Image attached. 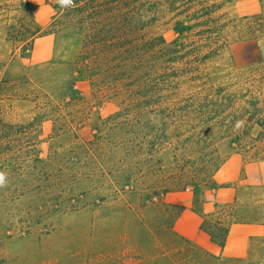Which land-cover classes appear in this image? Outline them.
<instances>
[{"label":"rangeland","instance_id":"374dc122","mask_svg":"<svg viewBox=\"0 0 264 264\" xmlns=\"http://www.w3.org/2000/svg\"><path fill=\"white\" fill-rule=\"evenodd\" d=\"M148 3L146 35H160L167 43L180 40L184 50L173 66L180 72L186 67L199 71L194 80L182 78L178 91L164 92V107L184 100L185 94L212 88L238 93L242 101L236 109L257 103L264 110V0ZM60 7L57 0H0V264H138L158 255L168 259L163 264H201L203 250L170 231L180 211L171 202L183 192L176 184L180 166L174 150L153 158L146 151L136 154L129 133L123 134V146L114 147L119 136L93 145L89 125L77 139L71 134L56 138L53 124L45 122L42 143L36 146L34 126L22 134L20 126L36 113V93L55 102L71 96L75 103L62 108L91 113L87 123L97 114L106 118L119 111L115 101L94 98L88 82L72 86L71 69L81 41L72 31L54 33ZM46 37L51 56L34 62V42ZM168 112L145 120L151 142L158 127L172 137L199 130ZM242 130L219 127L213 133ZM247 131L255 136L263 130L254 126ZM232 146L229 139L217 144L219 153L228 155L215 175L218 186L188 194L199 202L205 191L230 187L241 222L237 224L259 231L250 242L249 260L264 264V159L245 161Z\"/></svg>","mask_w":264,"mask_h":264},{"label":"trees","instance_id":"16d2710c","mask_svg":"<svg viewBox=\"0 0 264 264\" xmlns=\"http://www.w3.org/2000/svg\"><path fill=\"white\" fill-rule=\"evenodd\" d=\"M56 14L54 26L57 31L54 33L72 31L81 41L71 69L72 86L88 82L94 98L102 103L109 99L115 101L119 111L106 118L97 114L87 123L91 113L87 116L80 110L67 112L62 108V105L75 103L71 96L55 102L45 93L33 94L36 113L32 121L22 124L20 129L25 135L34 126L37 132L35 146L42 143L41 129L45 122L53 124L56 138L71 134L77 139L78 132L89 125L94 132L93 145L105 144L107 138L119 136L113 145L123 146V134L129 133L133 135L134 141L129 143L134 145L136 154L142 155L146 151L153 158L163 150H174V158L180 166L176 184L182 191L210 190L218 186L215 175L226 163L228 155L222 156L217 144L225 139L231 141L235 153L242 155L245 161L264 159V110L259 109L257 103L249 109H236L237 103L242 101L238 93L202 88L185 94L184 100L178 98L177 102H171L172 108L162 105L164 92L178 91L182 78L194 80L199 71L186 67L180 72L173 66L184 50L180 40L167 43L160 35H146L145 30L151 22L148 0H79L70 7L58 8ZM166 110H169L170 118H179L182 123L193 126L190 128L199 130L172 137L164 128L158 127L155 132H160L151 142L145 120L149 115L158 116ZM190 119H194L192 123ZM254 126L263 131L252 135L247 129ZM219 127L229 131L243 130L214 134L213 130ZM237 208L236 202L216 203L214 211L202 217L201 230L221 249L225 247L230 227L241 223L236 218ZM181 211L180 208L176 217ZM180 239L201 250L192 241Z\"/></svg>","mask_w":264,"mask_h":264},{"label":"crops","instance_id":"0c3cea01","mask_svg":"<svg viewBox=\"0 0 264 264\" xmlns=\"http://www.w3.org/2000/svg\"><path fill=\"white\" fill-rule=\"evenodd\" d=\"M51 40L49 37L35 41L32 58L34 62H45L51 56ZM231 188L219 187L216 190L205 191L198 202V198L189 195V191L176 194L171 206L180 207L182 211L174 219L170 231L177 238L187 239L203 250L205 256L201 264H257L249 260L250 242L259 236V231L251 224H233L230 227L225 247L221 249L214 244L209 235L201 230L202 217L214 211L216 203H233ZM215 195L213 199L212 196ZM168 262L164 255L144 259L138 264H163Z\"/></svg>","mask_w":264,"mask_h":264},{"label":"clouds","instance_id":"9594fccd","mask_svg":"<svg viewBox=\"0 0 264 264\" xmlns=\"http://www.w3.org/2000/svg\"><path fill=\"white\" fill-rule=\"evenodd\" d=\"M62 8L70 7L73 5V0H57ZM4 182V174L0 173V185Z\"/></svg>","mask_w":264,"mask_h":264},{"label":"built area","instance_id":"2783aa9c","mask_svg":"<svg viewBox=\"0 0 264 264\" xmlns=\"http://www.w3.org/2000/svg\"><path fill=\"white\" fill-rule=\"evenodd\" d=\"M73 5H74V1H73Z\"/></svg>","mask_w":264,"mask_h":264}]
</instances>
